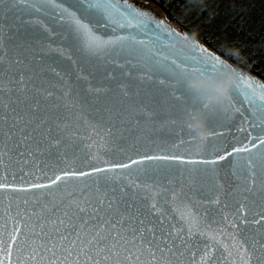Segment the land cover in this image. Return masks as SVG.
Returning a JSON list of instances; mask_svg holds the SVG:
<instances>
[{
    "label": "snow or ice",
    "instance_id": "6c2138e0",
    "mask_svg": "<svg viewBox=\"0 0 264 264\" xmlns=\"http://www.w3.org/2000/svg\"><path fill=\"white\" fill-rule=\"evenodd\" d=\"M5 4L22 15L7 45L0 23V264H180L185 252L208 264L214 250L264 264V84L241 73L230 101L205 113L212 134L193 153L189 113L208 99L189 81L227 67L220 55L197 42L193 56L168 57L186 36L127 0H0V13ZM145 83L162 86L152 92L167 110L144 105ZM233 122L246 135L229 146L217 138ZM96 127L102 152L84 141ZM220 168L235 180L231 217L212 207L225 196ZM185 187L234 232L228 244L196 228Z\"/></svg>",
    "mask_w": 264,
    "mask_h": 264
},
{
    "label": "trees",
    "instance_id": "16d2710c",
    "mask_svg": "<svg viewBox=\"0 0 264 264\" xmlns=\"http://www.w3.org/2000/svg\"><path fill=\"white\" fill-rule=\"evenodd\" d=\"M235 63L264 78V0H145ZM239 49L240 55H232Z\"/></svg>",
    "mask_w": 264,
    "mask_h": 264
},
{
    "label": "water",
    "instance_id": "95a60500",
    "mask_svg": "<svg viewBox=\"0 0 264 264\" xmlns=\"http://www.w3.org/2000/svg\"><path fill=\"white\" fill-rule=\"evenodd\" d=\"M129 4H132L133 6L137 7L141 11H146L147 15L151 16L153 19L163 22L167 27L170 29H173L175 31L180 32L182 35L191 38H194L196 42H198L201 46H204L209 49L213 54L220 55L223 60H225L227 63L232 64L237 70L240 71V73H246L256 81H258L261 84H264V78L259 76L257 73L253 72L252 70H249L234 61L230 60L223 54L219 53L217 50L209 46L204 40L200 39L199 37L193 35L188 30L183 28L182 26L171 22L167 18L161 16L152 6L150 2H147L145 0H127ZM0 15L3 16L2 22V28L3 33L5 37V44L7 45V37L12 33V31L19 26V20L15 17L17 15H22V13L19 12L17 9L15 13L9 11V6L5 4L3 6V12L0 13ZM52 47H56L55 44L52 45ZM46 52V49L44 50ZM27 55L36 56L39 57L42 52L39 48L36 50H29ZM65 80H67L66 85H62L60 90L68 91L72 81L71 78L65 77ZM153 87H162V86H152L147 83L143 86V91L141 94V99L144 102V105L146 107H151L154 110L163 112L167 110L168 104H167V98L159 99L153 96L152 89ZM68 100L70 103L76 104L78 101L76 100L73 93L69 94ZM242 126V122H233L232 125H230L225 135L218 137V140L225 141L229 146L232 144L238 143L244 139V136L246 135L244 132L237 131V128ZM155 136L158 138L157 144L159 145L161 141L166 140L168 138V131L166 129L161 128L157 132L154 133ZM105 133L103 131V128L96 127L93 131H90L88 135L84 138L85 143H90L93 147H95L98 152H102L103 148L102 145L106 143L104 137ZM168 145H165L167 147ZM205 147V145H201L198 141L191 145L190 150L195 153L196 150L202 149ZM180 151H184V148H181ZM231 159V158H229ZM54 162V161H50ZM226 163V162H222ZM187 175V174H186ZM131 179V178H130ZM216 179L220 181V183L224 186V192L225 196L221 197V203L217 205H213L212 207L219 209L220 213H222L226 217H231L232 213L229 208H225L224 201L225 199H229L227 197V193L232 190V188L235 186V180L234 177L230 174V171L226 168H220L218 170V174ZM181 195L186 196V198L191 201L190 203V210L194 214L195 219V226L200 231L203 232H209L210 235H217L219 241L222 244H228L229 238L234 234V232L229 231L228 229L224 228V224L216 225L211 223V216L209 215V212L207 209L209 208V205L204 204L202 207L197 205V202L194 197H192L191 192L188 187H185L181 189ZM220 213H217L216 215L219 216ZM227 223V220L224 222ZM223 229V231H218L217 229ZM202 239V238H201ZM202 254H197L196 257H190L187 252H185L184 256L180 258V264H196V260L199 258V256ZM208 264H242L241 259L238 258V253L233 251L231 257H227V253H225L224 256L219 255L215 250L212 252L211 256L208 259Z\"/></svg>",
    "mask_w": 264,
    "mask_h": 264
},
{
    "label": "clouds",
    "instance_id": "9594fccd",
    "mask_svg": "<svg viewBox=\"0 0 264 264\" xmlns=\"http://www.w3.org/2000/svg\"><path fill=\"white\" fill-rule=\"evenodd\" d=\"M196 43L194 38L190 39L186 36L185 39L170 43L164 54L170 58L191 57L195 54ZM231 54L238 56L240 50L232 49ZM240 78V71L232 64L227 63V67H222L211 75L196 74L190 79L189 87L192 90L205 89L207 92L208 107L191 110L189 113V127L197 134L198 142L201 145H205L212 134L205 113L209 110L215 111L213 106L218 102L230 101L233 96V88L239 83ZM228 107H232L231 103Z\"/></svg>",
    "mask_w": 264,
    "mask_h": 264
},
{
    "label": "rangeland",
    "instance_id": "374dc122",
    "mask_svg": "<svg viewBox=\"0 0 264 264\" xmlns=\"http://www.w3.org/2000/svg\"><path fill=\"white\" fill-rule=\"evenodd\" d=\"M151 6L163 17L167 18L169 20V17L168 15L163 11L161 10L160 8H158L156 5L154 4H151ZM179 25V24H178Z\"/></svg>",
    "mask_w": 264,
    "mask_h": 264
}]
</instances>
